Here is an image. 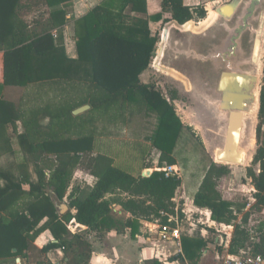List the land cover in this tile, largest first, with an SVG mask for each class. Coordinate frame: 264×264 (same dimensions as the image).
Masks as SVG:
<instances>
[{"label":"trees","instance_id":"1","mask_svg":"<svg viewBox=\"0 0 264 264\" xmlns=\"http://www.w3.org/2000/svg\"><path fill=\"white\" fill-rule=\"evenodd\" d=\"M36 1L50 8L48 16L28 25L18 18L21 0H0V156L14 153L6 126L11 124L14 130L19 122L23 129L18 134L19 142L31 155L36 176L32 180L22 164L17 165L15 173L0 171L4 180L0 185V261L20 257L22 264H45L46 252L60 247L67 264H88L91 245L80 229L69 233L72 222L95 230L115 225L109 215L111 201L106 196L123 194L113 202L131 214L126 225L134 227L138 219L168 224V215L174 214L173 197L180 179L166 177L161 168L164 163L176 164L173 151L177 143L187 144L194 133L191 126L183 132L184 125L172 101L178 96L175 89L169 92V101L153 83L140 81V74L152 64L158 42L149 19L143 16L146 0H101L77 17L76 58L66 54L61 30L65 12L58 8L71 0ZM166 10L179 24L194 16H205L202 6L191 10L181 0H162V11ZM151 19L158 21L160 14ZM262 73L257 140L264 135V66ZM7 87L25 90L17 105L1 97ZM47 90L51 96L39 102L38 92ZM86 104L88 111L96 113L95 121L88 122L80 118V113L74 114L75 109ZM150 115L156 123L146 138L160 150V156L158 169L149 176H134L116 166L111 156L93 153L96 122L118 125ZM88 123L93 127L87 131ZM77 164L95 180L89 187L69 189L72 168ZM229 172L226 165L211 161L193 203L207 209L213 221L233 225L231 252L262 254L264 221L254 228V234L246 223L251 212L264 209V143L259 144L246 168L254 202L239 223L238 213L245 204L235 209L234 203L224 199L218 190L219 180ZM44 230H49L52 239L38 247L35 239ZM182 243L190 255L201 249L203 240L185 237Z\"/></svg>","mask_w":264,"mask_h":264},{"label":"crops","instance_id":"2","mask_svg":"<svg viewBox=\"0 0 264 264\" xmlns=\"http://www.w3.org/2000/svg\"><path fill=\"white\" fill-rule=\"evenodd\" d=\"M100 1L101 0H71V2H69L68 4L58 6V8L63 9L65 12L64 17L66 21L61 27V30L67 56L71 58L77 57L74 35V20L80 15L86 13L90 8L94 7ZM181 1L183 5L188 6L191 10L202 6L203 10L205 11V16L203 18H196L194 16L193 19L188 20L194 22V24H199L205 19L207 15V4L215 2V5L218 6L225 3L227 0ZM21 4L22 7H20L18 10V18H20L24 23L28 25L34 24L36 23V21H42L48 16V11L50 8L47 5L41 3V1L37 2L36 0H21ZM216 6L212 5L213 8ZM38 12L43 13L41 14V16H39ZM158 14H160V19L158 21H153L151 19V16ZM143 16L149 19L150 29L152 32L157 33V37L158 32L153 30V26H159L160 30L162 31L161 38L164 28H166L171 21L177 22L176 20L170 18V11H162V0H146V14H144ZM174 29L175 28H173V25L169 26V34L175 35V33L180 32H177L176 29ZM161 38H158L157 46L160 45ZM157 46L155 47L154 55L157 54ZM169 57L170 55L168 56V59L170 61ZM165 64L173 68L171 62L167 64V62L164 61L163 65ZM152 66L153 61L150 67L153 68ZM148 71L149 70L147 68L140 74L139 78L142 83H150L148 82V77H145L149 76ZM155 71L167 75V73L165 72L158 71L156 69ZM1 77L2 71L0 67V79ZM175 89H177L176 92L178 96H182L186 92L185 87L181 89L178 88L177 85H175ZM164 96L167 100L170 101L168 93H164ZM177 100V98L172 100L174 105L177 104ZM180 103L184 104V102L182 101ZM184 111H188V109H185ZM181 122L184 125L183 132H187L185 129L186 126H192L196 129H198L200 126L195 118H191V123H184L183 121ZM198 134L199 135L197 136L201 138V143L203 144L205 151L208 153V143L204 133L200 130L198 131ZM145 140H147V138ZM145 144L148 147V150H146L145 153L141 156L137 166V172H130L134 176L142 174L145 169H149L151 173L158 169L157 164L160 156V150L158 148L152 147L150 141H146ZM181 147L182 144L178 142L173 151V156L176 160V164H173L172 166L177 170L178 177L180 179V185L175 190V194L173 197V202L175 204L174 214L169 215H171L174 220L168 221L167 225L170 227V230L166 233L167 238L162 237V232L160 229L162 223H160L157 219L151 221L138 219L136 226L132 227L126 225V221L131 217V214L125 211L119 204L113 202V198L118 196L122 197L123 194H108L106 198L111 201V210L109 215L113 219L115 225L101 228L100 230H95L88 227L87 225H80L76 222H72V229H69V233H73L76 229H80L85 240L90 243L91 255L88 264H223L227 256L235 255V253L231 252V247L229 246L232 231L225 232L226 236L223 245L222 239L220 243L219 237H213L212 235L213 229H215L214 226H216V224H218L222 228V231L225 228H230L231 225L213 221L210 218V213L207 209L199 208L193 203V196L197 191L205 170L210 163L204 168L202 174H200L199 176L197 174L195 177H193L194 179L190 178L187 181V179H185V176H183V167L179 166V157H181V152H184L186 144L185 146L183 145V149ZM166 165L168 164L164 163L162 168ZM81 171L82 173L90 175L85 169H82ZM91 177L93 178V176ZM94 180L95 179L93 178L92 182L89 185H85L83 183L77 184L76 186L89 187L93 184ZM72 187L73 186L70 185L69 189ZM63 201L66 202V199L64 198ZM263 211L264 209L260 212V214L263 213ZM198 213L203 214V222H206L207 225H197L196 220H194V216H196V214ZM186 220L188 221L189 226L187 228H184L183 225ZM173 229L177 230V235H174L172 233ZM185 237L194 240H203L201 249H196L193 254L187 255L183 250L182 243V239ZM51 239L52 235L49 230H44L36 237L34 243L38 247H42ZM16 258L14 261L19 264L16 261ZM58 260L66 263L65 253L62 248H51L46 252L45 264H49L51 261Z\"/></svg>","mask_w":264,"mask_h":264},{"label":"water","instance_id":"3","mask_svg":"<svg viewBox=\"0 0 264 264\" xmlns=\"http://www.w3.org/2000/svg\"><path fill=\"white\" fill-rule=\"evenodd\" d=\"M213 11L215 19L211 25L208 24L214 14L198 27L192 21L184 24L171 21L163 30L152 69L167 73L178 83V88H186L184 95L191 94L199 109L194 118L200 126L203 122L213 125L218 119L213 111L224 118L223 144L212 151V161L223 165H242L246 158V153L240 149L245 117L255 112L257 104L259 107V76L246 66L249 63L258 65L259 62L264 36V0H227L214 7ZM171 25L180 32L169 34L168 27ZM245 41L252 45L249 58L246 56ZM164 61L167 64L171 62L173 68L163 65ZM191 62L197 64L194 65L196 69L200 64L208 63L210 77L205 72L203 80L194 82L189 76L188 65ZM88 107L83 105L73 112L77 114ZM203 133L210 151L211 136ZM141 175L149 176L150 170L145 169ZM16 261L20 264L19 257Z\"/></svg>","mask_w":264,"mask_h":264},{"label":"rangeland","instance_id":"4","mask_svg":"<svg viewBox=\"0 0 264 264\" xmlns=\"http://www.w3.org/2000/svg\"><path fill=\"white\" fill-rule=\"evenodd\" d=\"M212 5L216 6L215 2H211L210 4L206 5L207 15L201 23L195 24L196 27L202 25L203 23L208 21L210 17H212V15L214 14L213 12L214 8L212 7ZM42 13L43 12H38V15L41 16ZM214 19H215V14L213 20L208 25H211ZM256 23L257 21L254 22V25H256ZM188 29L190 30L191 28L188 27ZM153 30L158 32V38L160 39L162 31L160 30L159 26H153ZM219 31L221 32V30ZM158 46L156 48V51L158 49ZM251 46H252L251 43H247L245 41L244 47L247 51L246 54L247 58L250 57ZM155 56L156 55H154L153 57V61ZM195 64H196L195 62L193 63L191 62L190 65H188V69H189V76L192 78L194 82L195 81L197 82V80L200 79L203 80L205 76V72H208L210 70V67L208 63H206V64H200V67L196 69L195 66H197V64L196 65ZM263 66H264V36H263V41L261 43L258 65H252L249 63L246 66V69H248L253 73L254 72L257 73L259 76L258 91H257L258 101H259L260 87L262 83ZM148 70H149L148 71L149 76H145V77H148V82H150V84L153 83L155 89L161 92L163 95L164 93H168L169 96V92L175 89V85L178 86V83L176 82L174 83L173 79L170 78L169 76L161 72H157L155 71V69H152L151 67H149ZM208 75H209L208 77H210L209 72ZM212 77H214V75ZM45 92L46 91L38 92V94H41V97L38 99L40 100L39 102H42L41 100L44 98L45 99L49 98V96H51L52 94L47 90L45 95ZM24 94H25V90H23L22 88L7 87L3 89L1 97L17 105L19 101L24 98L23 97ZM177 99H178L177 104L174 105L177 115L184 123H191V118H194V116H196L199 110L197 105L195 104L196 101L191 96V94L177 96ZM180 100L184 102V104L180 103L181 102ZM88 108L79 112L81 114L80 118L86 119L88 122H92L91 120L95 121L96 113L94 112L92 113L88 111ZM185 109L186 110L188 109V111H184ZM213 115L217 116L218 118L216 119V121L213 122V125L211 124L206 125L203 122V124L199 126L198 129L191 126L194 136L193 135L191 136V139H189V141L186 144L184 152L183 153L181 152V157H179V166L183 167V176H185V179H187V181L188 179L195 177L197 174L198 176L202 174L204 168L212 161L211 153L214 150V148L220 147L223 144V135L225 132V120L224 118H221L220 114L216 111H213ZM257 115H258V104H257V108L255 109V112L245 117L243 134L240 144V149L246 153V158L244 163L242 165H226L227 167H229L230 172L228 175L223 176L218 183V188L222 197L234 203L235 209L238 208V205L245 204V207L241 210L240 213H238V218L236 220L237 223L240 222L242 214L247 211L246 209L249 207L248 205H252L254 202V199L252 197L254 193V189L250 182V179L246 176V168L251 165L253 155L255 154L259 144L264 143V135H261L259 140L256 139V128L258 124ZM46 120L47 119H45L44 122ZM155 123L156 122L153 115L146 116L144 118L136 117L124 124H118V125H114V124L111 125V123L109 122L102 123L101 121H98L96 122L97 132H95L94 134L93 153L102 152L108 154L113 158L114 164L116 166H119L128 172L136 173L137 166L141 156L145 153L146 150H148V147L145 144V142L148 141L145 140L146 136L150 134L151 131L154 129ZM91 127H93L91 123H88L86 126V130L87 131L90 130ZM200 130L202 132H207L211 136L212 145L210 148L212 149H210L208 153L205 151L203 144L199 142V140L201 141V138L199 136H198L199 138H197V135H199L198 131ZM22 131L23 129L19 122H16V126L14 130L11 124H7L6 133L10 138L11 149L14 151V153L3 154L2 156H0V171H10L12 173L13 172L15 173L17 165L22 164L23 166L26 167L30 175V178L32 180H35L36 176L34 173L32 157L21 146L19 142L18 134L21 133ZM262 132H264V123L262 125ZM181 148L183 149V145ZM45 169L46 171H49L48 167H46ZM82 169L83 168H81L80 165L78 164L72 168V174L70 180L71 186L75 187L77 184H83V183L85 185H89L92 182L93 178L88 174L82 173L81 171ZM254 169L258 171V166L255 165ZM3 183L4 180L0 177V185H2ZM24 187L26 188L27 185H24ZM194 220H196L197 225H201V226L207 225L206 222L205 223L203 222L204 221L203 214H199V213L196 214V216H194ZM262 221H264V211L261 214L260 212H251L248 222L246 223V226L251 230V233L254 234L253 233L254 228L257 227V225ZM183 226L184 228H187L189 226L187 220L186 222H184ZM214 227L215 229H213L212 235L213 237L218 236L220 243L222 239V245H223L226 236L225 232L233 231V225H231L230 228H225L223 231L218 224H216V226ZM239 254H240L239 251L235 253V255H239ZM0 264H17V263L14 261V259L10 258L6 260H1ZM21 264H22V260H21Z\"/></svg>","mask_w":264,"mask_h":264},{"label":"built area","instance_id":"5","mask_svg":"<svg viewBox=\"0 0 264 264\" xmlns=\"http://www.w3.org/2000/svg\"><path fill=\"white\" fill-rule=\"evenodd\" d=\"M164 172V175L166 177H173L177 176L178 173L177 170L174 169L172 165H166L161 169ZM174 218L171 215H168V221H172ZM176 221V219H175ZM162 237L167 238L166 233L170 230V227L167 224H162L160 226ZM172 233L174 235H177V230H172ZM49 264H66L63 261H51ZM223 264H264V253L262 254H255V255H245L243 253H240L239 255H230L227 256L224 260Z\"/></svg>","mask_w":264,"mask_h":264},{"label":"bare ground","instance_id":"6","mask_svg":"<svg viewBox=\"0 0 264 264\" xmlns=\"http://www.w3.org/2000/svg\"><path fill=\"white\" fill-rule=\"evenodd\" d=\"M214 12V11H213ZM150 174H151V171H150Z\"/></svg>","mask_w":264,"mask_h":264}]
</instances>
